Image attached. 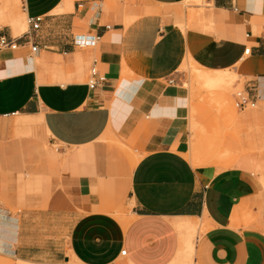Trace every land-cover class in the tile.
<instances>
[{
    "label": "crops",
    "instance_id": "obj_1",
    "mask_svg": "<svg viewBox=\"0 0 264 264\" xmlns=\"http://www.w3.org/2000/svg\"><path fill=\"white\" fill-rule=\"evenodd\" d=\"M185 1L0 0V37L19 45L0 52V255L264 264L263 110L239 117L252 150L195 164L182 81L189 64L226 70L264 106V0H203L192 27ZM30 16L39 29L21 31Z\"/></svg>",
    "mask_w": 264,
    "mask_h": 264
},
{
    "label": "rangeland",
    "instance_id": "obj_2",
    "mask_svg": "<svg viewBox=\"0 0 264 264\" xmlns=\"http://www.w3.org/2000/svg\"><path fill=\"white\" fill-rule=\"evenodd\" d=\"M181 10L183 11L182 15H184L185 11L188 19L187 26L192 27V24L197 22V19L193 18L194 12L205 11L204 1H185ZM23 22L21 31L25 30L26 18H23ZM14 35L17 34L14 33ZM183 70L182 81L183 85L188 89L190 100L189 130L191 150L188 155L189 158L195 164L214 163L224 166L240 151L252 150V127L249 125L244 129L243 124L239 122V117L249 110L259 111L262 109L264 113V106L258 102L253 108H247L244 111L239 110L235 105L234 93L241 90L247 81L255 84H257V81L247 79L238 74L231 86H226V88H207L193 78V72H200L199 70L193 69L191 64ZM230 71L232 72L233 69H230ZM17 118L18 120L21 119L20 123L27 127L32 122L31 118L19 115ZM110 141L114 142V140ZM130 210L131 203H127L125 213ZM18 263L15 259L0 255V264Z\"/></svg>",
    "mask_w": 264,
    "mask_h": 264
},
{
    "label": "built area",
    "instance_id": "obj_3",
    "mask_svg": "<svg viewBox=\"0 0 264 264\" xmlns=\"http://www.w3.org/2000/svg\"><path fill=\"white\" fill-rule=\"evenodd\" d=\"M42 21L41 16H30L26 18V23L28 28H30L31 31H36L40 27V23ZM108 28V26H106ZM77 45L83 46L86 44L84 40L81 42H76ZM18 43L16 39L14 38H7L5 36L0 37V52L5 50V49H11L14 50L18 48ZM32 51L36 52L37 51V46L32 47ZM250 52V48L247 47L244 50L245 54H248ZM104 76L99 74L96 66L93 64L90 68V75L88 79V86L90 89L95 88L99 82L104 81ZM255 88L251 84H248L245 86V88L242 87L241 90H238L234 93V99H235V105L239 110H244L247 108H253L256 106V99H257V94L255 93ZM251 92H253L251 94ZM123 255L125 254V250L121 252Z\"/></svg>",
    "mask_w": 264,
    "mask_h": 264
},
{
    "label": "bare ground",
    "instance_id": "obj_4",
    "mask_svg": "<svg viewBox=\"0 0 264 264\" xmlns=\"http://www.w3.org/2000/svg\"><path fill=\"white\" fill-rule=\"evenodd\" d=\"M193 72V78L202 83L205 87H225L233 84L232 74L226 70L207 72ZM228 88V87H227Z\"/></svg>",
    "mask_w": 264,
    "mask_h": 264
}]
</instances>
